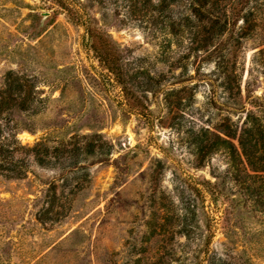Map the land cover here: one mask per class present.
<instances>
[{
	"label": "rangeland",
	"instance_id": "rangeland-1",
	"mask_svg": "<svg viewBox=\"0 0 264 264\" xmlns=\"http://www.w3.org/2000/svg\"><path fill=\"white\" fill-rule=\"evenodd\" d=\"M84 2L128 94L55 0H0V86L35 87L18 139L52 150L0 175V264H264V172L244 154L250 116L264 130V0L235 5L227 48L198 49Z\"/></svg>",
	"mask_w": 264,
	"mask_h": 264
},
{
	"label": "trees",
	"instance_id": "trees-1",
	"mask_svg": "<svg viewBox=\"0 0 264 264\" xmlns=\"http://www.w3.org/2000/svg\"><path fill=\"white\" fill-rule=\"evenodd\" d=\"M68 17L85 29L84 43L98 61L111 73L128 94V74L124 68V54L120 44L106 32L100 20L94 17L84 0H55ZM120 0L114 4L120 6ZM252 0H121L131 19L145 23V28L164 35L177 36L182 32L192 35L195 48H207L218 41L225 48L229 40L227 33L233 34L230 17L241 16L242 9L235 5L250 3ZM105 8V0H98ZM233 12V14H230ZM252 14V12H251ZM248 21L249 18L244 15ZM252 28V26H251ZM242 34L246 32L241 29ZM168 37V36H167ZM167 39L164 40L166 42ZM170 43V40H168ZM34 85H27L23 77L8 73L0 86V175L7 178H21L28 159L32 157L42 165L48 164L51 149L47 146H24L18 139L21 113L33 112L36 99ZM34 115V113H32ZM32 116L31 114H29ZM251 127L246 128L252 141L251 152H245L248 165L253 171L264 172V130L257 117ZM244 130V131H245ZM243 144V143H242ZM245 149V147H244ZM26 173V172H25Z\"/></svg>",
	"mask_w": 264,
	"mask_h": 264
}]
</instances>
